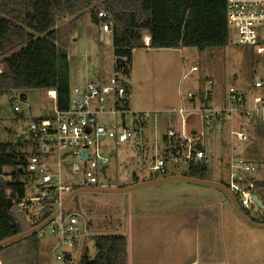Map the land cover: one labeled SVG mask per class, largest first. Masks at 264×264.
Returning <instances> with one entry per match:
<instances>
[{
  "label": "rangeland",
  "instance_id": "1",
  "mask_svg": "<svg viewBox=\"0 0 264 264\" xmlns=\"http://www.w3.org/2000/svg\"><path fill=\"white\" fill-rule=\"evenodd\" d=\"M68 22L69 18H65L57 24L61 32L67 31ZM58 45L67 52L70 89L82 86L88 81H96L98 77L102 83L107 82L111 76L123 78L121 72L114 69L116 58L113 56L110 32L101 31L100 24L95 25L91 21L89 11L83 13V19L79 25L67 31L66 35H61ZM130 67V78H123L130 89L128 104L132 112L146 116V126L141 131L143 135L118 146L106 139L98 141L99 154L107 158L105 177H98V185L101 187L127 183L133 174L137 177L153 174V160L161 157L166 159L168 173H184L185 165L174 163L164 151L167 145L164 143V136L167 131L170 129L177 131L180 125L178 115L172 110H188L204 105L220 108L227 104L229 88L244 93L249 99L264 94L263 91L253 88V82L264 75L263 57L255 54L248 47L239 45L236 41L230 40L224 47L204 50L190 47L181 48L178 51L156 49L146 53L145 50L135 49L132 51ZM193 67L196 68L195 71H192ZM208 80L211 84H208ZM201 92H210L211 97L207 103L205 102L206 104H202L199 100ZM188 94L194 96V105L191 104ZM14 106L20 109L18 115L21 114L22 117L19 119L16 118ZM54 110L55 100L43 91H27L25 99L20 98L17 92L1 96L0 142L8 143L20 134L25 135L26 138L31 121L51 117ZM112 120L110 118L107 122ZM241 124L245 125L247 130V138L244 141H238L229 135V125H224L222 131L215 129L208 132L206 126H201L199 117L189 118V130L194 129L204 133L203 146L210 177L215 182L228 184L230 177L228 161L232 156H241L257 164V172L252 177L257 181H264V133L256 135V130L252 124H249V119H243ZM118 150L122 151L120 157L117 156ZM4 171H11V168H4ZM161 188L167 194L165 200H167L168 217L164 222H171L167 233L184 237L186 241L183 248L186 258L185 262L172 260L171 257L178 253L174 249L164 253L163 257L156 259L154 264H186L187 258L194 251L193 242L197 224L192 220V215L196 212L198 202L195 196L199 187L174 181L143 190L154 192ZM32 189L28 186L26 197L36 195ZM135 192L139 190L123 194L82 192L76 194L67 204L64 215L75 213L79 216L80 224L88 226L85 242L90 256L95 254L92 236L117 234L127 237L129 235V194ZM252 192L258 199H262L259 188L253 187ZM66 196L62 194L63 198ZM217 196L221 195L217 192ZM229 206L226 202L222 205L218 199L214 211L217 242L223 239L225 243H228L229 240L235 239L241 242L242 247L247 248V251L253 243L254 249L260 243L264 245V230L259 231L258 234L252 233L247 231L250 229H246L248 227L239 221H236L234 226L231 224L229 226L225 221L228 214L233 216ZM173 211L177 213L172 214ZM242 211L250 218L261 219L262 217L261 209L255 203L251 204L250 209H242ZM201 216L203 217V212ZM148 223L151 224V221L149 220ZM200 225V231H202L203 220ZM231 231H233L232 234ZM37 238L42 252L46 250L48 258L54 256L58 236L51 234L46 226L37 233ZM224 249L226 254L220 249L217 250L220 258L226 256L228 264H235L234 257L239 258L233 256L236 248L224 247ZM239 249L243 250V248ZM248 260L254 262L256 259Z\"/></svg>",
  "mask_w": 264,
  "mask_h": 264
},
{
  "label": "built area",
  "instance_id": "2",
  "mask_svg": "<svg viewBox=\"0 0 264 264\" xmlns=\"http://www.w3.org/2000/svg\"><path fill=\"white\" fill-rule=\"evenodd\" d=\"M225 6L229 39L264 59V0H226ZM98 19L101 31L109 33L111 21L107 14L99 12ZM195 70L193 67L192 71ZM123 78L111 76L105 83L96 80L75 86L70 89L65 110H59L55 104L51 117L31 121L27 137H23L31 153L25 162L24 181L36 195L26 197L19 203V208L25 209L26 202L36 206L51 197L55 201V211L64 200L62 194L68 195L81 188L101 187L98 177H105L107 158L99 154L98 141L106 139L118 146L140 135L146 126V116L128 108L129 93ZM208 84H211L210 80ZM253 88L264 92V75L253 82ZM46 93L56 101L54 91ZM188 97L194 101L193 95L188 94ZM210 97V92L199 94L202 104L207 103ZM13 110L20 111L17 106ZM172 111L178 115L180 125L177 131H167L166 148L173 162L185 165V170L191 165L199 168L207 162L204 133L189 130L190 117H199L201 126H206L208 132L222 131L224 125H229V135L238 141L247 138L245 125L241 124L243 119H249L256 134L258 129L264 128V94L249 99L233 88H229L227 104L220 108L204 105ZM110 118L114 120L107 122ZM103 168L104 173L101 172ZM228 168L229 181L223 185L231 191L241 210L250 209L255 203L252 188L256 179L252 175L257 172V164L241 156H232ZM152 170L165 175V160L155 159ZM62 212L47 225L50 233L58 236V250L51 264H77L87 228L80 224L78 215H62Z\"/></svg>",
  "mask_w": 264,
  "mask_h": 264
},
{
  "label": "trees",
  "instance_id": "3",
  "mask_svg": "<svg viewBox=\"0 0 264 264\" xmlns=\"http://www.w3.org/2000/svg\"><path fill=\"white\" fill-rule=\"evenodd\" d=\"M226 0H0V97L30 90L54 91L56 108L65 110L70 93L67 52L58 45L61 35L73 30L89 11L91 21L99 25L98 13L104 11L111 21L110 34L114 58L124 61L115 71L130 77L131 56L135 49H181L224 47L230 41L226 24ZM69 18L67 31L57 24ZM149 35L144 46L143 34ZM15 112L16 118H21ZM164 142L167 143L166 138ZM27 142L16 139L0 142V241L22 231L9 212L14 207L30 227L51 215L55 201L51 197L38 205L26 202L24 166ZM165 155L168 150L165 148ZM11 168V171H4ZM184 175L210 180L207 162L199 168L188 167ZM262 193L261 223H264V181H255ZM64 215V210L62 212ZM23 239L38 245L37 233ZM93 256L84 245L77 264H127V241L123 235H94ZM70 260V257H69Z\"/></svg>",
  "mask_w": 264,
  "mask_h": 264
},
{
  "label": "crops",
  "instance_id": "4",
  "mask_svg": "<svg viewBox=\"0 0 264 264\" xmlns=\"http://www.w3.org/2000/svg\"><path fill=\"white\" fill-rule=\"evenodd\" d=\"M143 41H144V46H147L149 44L148 34L144 33ZM140 49L145 50L146 53L156 50V49H146V48H140ZM172 50L178 51L179 49H172ZM97 80H100V77H98ZM127 87L129 89V85H127ZM128 93L130 96V89L128 90ZM128 102H129V98H128ZM191 104L194 105V101H191ZM128 108L130 110L129 104H128ZM112 119L114 120V118ZM263 133H264V129L262 130L258 129V134H263ZM140 135H143V133H141ZM142 138L144 137L142 136ZM121 155H122V151L118 150L117 156L120 157ZM161 158H163L166 163V159L164 157ZM165 168H166V164H165ZM152 172L153 174H143L140 177H137L136 175L133 174L131 179L127 183L119 184L118 186H113V187L109 186L107 188H125L137 183L147 182V181L163 178L166 176L184 175L183 173H168L167 168L165 175H158L154 171ZM209 181H213V180L210 179ZM159 185H163V184H159ZM195 186L199 187L198 188L199 190H197L198 193H196L195 196L198 203L196 205L197 206L196 212L192 215V220L197 224V228H196L197 231L193 242L194 251L189 256V258H187L186 264H228V262L226 261V256H224V258L223 257L220 258V256L217 253V250L219 249L221 252L222 251L224 252L225 251L224 247H233L236 248L237 251H239V253H237V251L235 250V254L233 253V256L239 257V258L234 257L233 262H235V264H242L244 262H245L244 264H264V245H262L261 243L255 249L253 247L254 244L253 243L252 247L250 246V250L247 251V248L242 247L241 242H238L235 239L229 240L228 243H225L223 239L217 242V236H216L217 230L215 224L216 217L214 211H215V207L218 204V199L222 205L225 202L230 205L229 207L233 213V216H229L228 214L227 215L228 218H226L225 220L229 224V226L231 225L234 226L235 222L239 221L243 223L246 227H248L246 229H250L247 231H251L252 233L258 234L259 231L264 229L256 228L241 220L235 213L227 197L224 194H222L220 191L207 186H202V185H195ZM146 188L147 187L132 190V191L139 190V192L129 194L130 195L129 209H128L129 235L127 237L123 235L126 237V241H127V264H154L156 259L157 260L161 259L164 253H168L169 251L174 249H176L178 253L174 254L171 257V259L174 261L185 262L186 257L184 251L185 249L183 248V246H185L186 240L184 239L183 236L179 237L178 235L176 236L169 235V233L167 232L168 230H170L169 226L171 225V222L170 223L164 222L166 217H168L166 214L167 212L166 210L167 200H165L167 199L165 198L167 197L166 191H164L163 188H161V190H154V192H151L150 190H143ZM132 191L129 192L132 193ZM217 192L221 196H217ZM202 212H203V217L201 216ZM176 213L177 211L172 212V214H176ZM232 217H234V219L236 220H233ZM250 219L256 224H264L260 222L262 218L261 219L250 218ZM149 220L151 221V224L148 223ZM201 220H203V224H204L202 231H200ZM85 226L86 228L88 227L87 225ZM232 232L233 231H231V234ZM84 245L86 246L85 238H84ZM239 248H243V250L240 251ZM57 250H58V245L56 247V251L54 255L56 254ZM45 251L42 252V248L39 245V241H38V245L35 246L30 240L21 239L0 249V264H51L54 256L48 258L46 256ZM249 258H254L256 260L254 262H251L248 260Z\"/></svg>",
  "mask_w": 264,
  "mask_h": 264
},
{
  "label": "water",
  "instance_id": "5",
  "mask_svg": "<svg viewBox=\"0 0 264 264\" xmlns=\"http://www.w3.org/2000/svg\"><path fill=\"white\" fill-rule=\"evenodd\" d=\"M115 66L121 69L124 66V61L120 58H116ZM19 97L22 99H25V97H23L22 94H19ZM23 137H24L23 134H20L19 136H17L16 137L17 143H21ZM101 172L104 173V168L101 170ZM174 181L207 186V187H211V188H214L220 191L222 194H224L227 197L235 213L241 220H243L244 222L256 228L264 229V224L254 223L248 216H246V214L243 213L241 208L238 206V203L236 199L234 198L233 194L231 193V191L228 188H226L222 183L215 182V181H209V180H202L198 178H192L186 175H171V176H166L163 178H159V179H155V180H151L147 182L137 183V184L125 187V188L94 187V188H81V189L74 190L70 192L64 198L60 206L51 215H49L42 222H40L38 225L34 227H30L28 223L22 218V216L17 212V210L14 207L8 206L9 212L19 222V224L21 225L22 231L14 236H11L9 238H6L0 241V249L16 241H19L29 235H32V234H35L41 231L44 227H46L51 221H53L65 209V207L71 201V199L78 193L87 192V193H102V194H123L129 191L135 190V189L155 186V185L174 182ZM2 183H4V178L0 175V184ZM253 201L259 207L262 205L261 201L258 200L256 196L253 197Z\"/></svg>",
  "mask_w": 264,
  "mask_h": 264
}]
</instances>
